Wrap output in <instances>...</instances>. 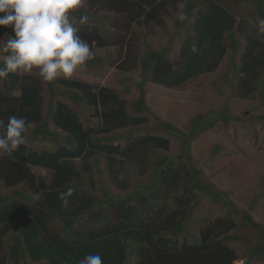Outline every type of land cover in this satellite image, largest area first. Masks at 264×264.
Listing matches in <instances>:
<instances>
[{"label":"trees","instance_id":"16d2710c","mask_svg":"<svg viewBox=\"0 0 264 264\" xmlns=\"http://www.w3.org/2000/svg\"><path fill=\"white\" fill-rule=\"evenodd\" d=\"M253 1L264 18L261 0ZM85 3L86 8L73 13L78 19L79 35L89 42L93 53L118 47L117 67L121 72L140 69L143 82L139 96L129 102L113 88L76 79L58 78L49 83L35 75L10 74L0 80V135L10 116L26 117L32 123L31 137L40 141L50 139L56 147L37 150L26 143L12 156L0 155V183L8 189L24 188L11 195L0 193V264H78L87 254H99L103 264H127L131 254L135 255L136 264H235L239 255L227 241L242 237L227 235L236 228L232 218H218L207 224L191 235V242L181 240L198 205L199 193L234 207L226 193L204 181L202 171L187 155L190 141L197 135L195 131L184 134L157 117L161 134L129 135L126 146L111 143L116 138L109 134L137 130L149 123L144 115L152 113L144 89L147 81L167 89L181 88L191 80L215 72L228 50L232 52L235 71V96L253 100L260 88L264 100V86L260 85L264 82V39L248 19L238 21L232 11L216 0H85ZM178 3H183L182 12L188 19L183 22L177 19L176 33L165 46L155 49L146 40L154 35L148 29L152 25L163 26L166 16L178 12ZM82 14L88 15V24L79 25ZM103 21L112 22V29L118 32L116 39L109 37L106 28L93 24ZM135 29L146 31L139 33ZM8 30L9 26H0V39ZM177 43L180 48L175 55ZM101 64L103 60L94 54L86 68ZM43 84L53 102L46 114ZM59 94L68 97L74 106L55 101ZM80 105L93 112L92 117L99 121L97 128L85 126L78 110ZM219 116L198 122L199 131L214 129ZM258 118L264 121V116ZM165 135L182 141L181 154L176 158L157 157L151 164L154 151L170 150L171 142ZM102 155L108 159L110 169L117 163L114 156H121L118 169H112L111 174V181L119 190L129 189V180L120 179L126 164L136 166L141 175L146 165H153V180L148 185L138 182L135 190L125 197L110 193L105 186L101 187L102 196L97 195L93 191L94 175L87 163L91 161L98 169V158ZM83 161L85 164L80 166L78 163ZM35 168L51 172V179L47 181L37 175ZM68 188L74 191L68 198L69 206L64 207L60 194ZM242 219L257 231L252 251L264 256V229L247 212Z\"/></svg>","mask_w":264,"mask_h":264},{"label":"rangeland","instance_id":"374dc122","mask_svg":"<svg viewBox=\"0 0 264 264\" xmlns=\"http://www.w3.org/2000/svg\"><path fill=\"white\" fill-rule=\"evenodd\" d=\"M216 1L232 11L238 21L246 18L257 26L259 20L264 19L258 12L257 4L253 0ZM261 2L264 6V0ZM82 8H86V3ZM182 11L183 8H178V12L165 17L163 26L152 25L148 29H151L154 35L148 36L146 40L150 41L155 49L165 46L170 37L176 33L175 22ZM110 16L112 15L110 14ZM73 19L78 25V19L74 15ZM93 24L106 28L109 31V37L112 39L117 38L118 32L112 29L111 21ZM143 31L139 29L137 32L145 33L146 30ZM7 34L13 35L10 26ZM260 36L264 39V33H261ZM8 38L6 35L3 41L6 42ZM134 41L130 40V42ZM141 41H143V37ZM179 48L180 43H177L174 47L175 55ZM94 54L95 57L103 60V64L78 70L70 79L110 87L117 90L129 102L137 100L139 87L143 82L140 69L130 73L121 72L117 67L120 61L118 47L97 49ZM4 55L0 49V59ZM231 55V50H228L226 57L215 72L191 80L178 89H167L152 83L150 80L147 81L144 84V89L147 105L152 113H145L144 115L149 118V123L137 130L114 131L109 136L116 138L111 143L126 146L129 135L140 137L148 134H161L158 131L160 127H157L159 125L157 117L163 122L172 124L184 134L195 131L197 135H193L195 137L190 141V151L187 155L192 158L194 166L202 171L204 181L213 185L217 191L226 193L234 207L217 203L210 196L199 193L198 205L191 220L186 224L188 231L181 236V240L191 242V235L197 234L202 227L213 224L218 218L229 217L236 222V228L232 231L233 233L227 235L235 234L242 237L240 240L227 241V244L239 255V260L235 264H264V256L252 251L255 248L257 231L247 226L242 219V214L247 212L264 229V121L258 118L264 116V100L260 97V88L253 100H240L235 96L233 87L235 71L231 62ZM26 75L39 77L37 72ZM40 79L42 80V78ZM260 85L264 86V82L261 81ZM43 86L44 113L46 114L53 102L50 101L45 84ZM56 100L74 106L70 99L63 95L59 94ZM78 110L86 127L97 128L99 121L92 117L93 112L90 109L80 105ZM214 115L215 117L221 115L217 118L218 120H215L214 129L199 131V123H203L209 118L215 119ZM198 117L204 119L194 121ZM50 127L53 131L55 130L52 124ZM31 132L32 129L26 132L25 140L32 148L37 150L46 148L54 150L56 148L50 139L40 141L32 138ZM165 136L170 139V150L168 152L154 151L150 158L151 164L157 160V157L161 158L167 155L176 158L181 154L182 141L177 137ZM63 137L64 134H61L60 138ZM114 158L117 163L121 160V156H114ZM98 159L100 164L98 169L91 161L87 163L94 175L93 185L95 189L93 191L97 195L102 196L101 187L105 186L110 193L118 197H125L135 190L138 182L148 185L153 180V165H146L145 172L141 175L136 166L126 164L120 179L129 180V189L126 191L119 190L111 181L112 169H118V164L116 163L115 167L110 169L108 159L104 155L99 156ZM78 164L82 166L85 162ZM34 172L47 181L51 179L52 174L49 171L35 168ZM16 190L24 191V188L18 186L8 189L0 183V193L3 195L14 194ZM235 208L239 211L235 212ZM136 263L135 255L131 254L127 264Z\"/></svg>","mask_w":264,"mask_h":264},{"label":"clouds","instance_id":"9594fccd","mask_svg":"<svg viewBox=\"0 0 264 264\" xmlns=\"http://www.w3.org/2000/svg\"><path fill=\"white\" fill-rule=\"evenodd\" d=\"M85 0H0V26H10L14 36L6 42L0 39V49L7 55L0 59V80L10 74L37 72L44 82L57 78L70 79L94 59L88 41L79 35L80 27L73 13L82 8ZM183 8V3H178ZM88 15L79 17V25L88 22ZM177 19H188L181 12ZM257 34L264 33V19L259 20ZM197 51L196 46L192 47ZM32 127L26 117L12 115L0 135V155L12 156L26 144L25 133ZM73 189L60 194L64 207L69 206ZM78 264H103L99 254H87Z\"/></svg>","mask_w":264,"mask_h":264}]
</instances>
